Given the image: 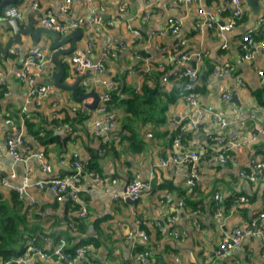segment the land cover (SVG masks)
I'll list each match as a JSON object with an SVG mask.
<instances>
[{
    "label": "crops",
    "instance_id": "0c3cea01",
    "mask_svg": "<svg viewBox=\"0 0 264 264\" xmlns=\"http://www.w3.org/2000/svg\"><path fill=\"white\" fill-rule=\"evenodd\" d=\"M151 1V16L145 23L141 21L144 0H70L69 3L65 0H20L15 5L22 11L21 26L30 21L31 13H34L37 20L36 25H40L41 18L46 15L53 16L65 26L78 19L90 20L93 45L88 46L84 27L79 26L73 29L82 31L73 51L59 57L64 69L62 81L71 84L75 81V76L83 75L78 89L83 87L84 92L94 90L99 94V79L102 75L93 68L83 72L76 71L71 62V55L74 53H83L94 63L104 62L105 76L115 77L124 86L133 87L135 91L140 89L147 68L151 69L152 65L159 63L178 70L194 69L196 79L193 82L187 80L191 85L199 82L198 75L206 69H209V73L204 91L198 94L196 106L188 105L184 97H180L169 105L165 124L156 127L149 122H141V119L137 120L139 142L134 140L128 144L122 136L118 140L110 138L109 148L96 155L98 136L94 133L93 125L96 107L88 110L84 102H90L91 99L76 102L70 91L56 87L49 79L57 71L52 58L54 51L50 48L52 36L42 33L39 43L33 45L31 36L23 34L22 44H12L6 54H2L0 50V89L2 84L5 88L0 97V206L18 212L20 236L35 237V245L47 253L48 257L39 260V264H65L57 261L52 254L60 239L66 240V249H69L67 244L69 247H79V242L84 244V255L79 262L84 264H264L262 240L252 236L246 237L227 256L218 255L219 242L226 233L242 226L256 211L264 210V170L255 182L239 175L241 170L250 168L252 160L264 155V130H257L264 129V107L259 105L252 93L257 87L264 86V53L256 46L252 58H245L241 41L242 36L258 26V18L264 13V0L259 1L260 9L257 14L242 0V17L226 32H220L219 26L232 16L230 0ZM33 3H36V8L32 7ZM198 8H202L204 15L212 18L211 26L196 24L204 16L198 13ZM169 17L180 23V30L175 35L165 31ZM73 30L64 27L59 32L69 33ZM261 31L264 35V25L261 26L259 32ZM11 36L13 30L7 26L4 18H0V44L4 47ZM112 42H116L118 46L122 44L124 49L115 47L114 55L104 59L102 52L108 50ZM64 44L63 46H68L70 42ZM35 47L40 48L48 59L46 67L36 76V80L52 86L38 106L26 100V87L14 75L16 68L21 66L24 55ZM11 48L18 50L16 57L10 56ZM133 50H138L147 58L135 59ZM184 54L191 57L179 62L178 59L181 60ZM206 60L212 70L218 65L226 64L232 73L215 76L206 66ZM258 70L262 71V75L257 74ZM30 72L34 73L33 70ZM84 81L87 86L83 85ZM160 82L164 90H170L171 85L163 80ZM240 82L243 83L242 86ZM189 90H193V86ZM234 90L239 104L222 97L225 92L232 94ZM125 93L121 96H125ZM23 108L30 115L32 130L39 131L40 135L51 132L48 137L57 135L60 140H66L62 143H38L28 126L23 125L20 119ZM77 109L90 112L83 128L78 126L70 134L71 128L66 124L59 125L58 128L48 125L52 117H63V111ZM198 110H205L208 117L195 128L184 130L186 146L189 148L207 146L206 134L210 130L208 123L213 114L221 116L226 123L223 129H219V124H214L213 129L216 131L222 130L227 136L234 134L242 139L256 133V140L253 144L228 152L229 161L225 164L213 159L216 147L209 148L199 162V177L193 189L186 183V164L174 170L172 166L160 165L159 159L173 151L171 132L176 127L179 128L182 117L194 116ZM111 112L116 114L119 109L115 108ZM242 116L245 117L244 121H241ZM46 117L47 122L44 119ZM7 118L12 120L14 126L23 127L26 142L33 151H43L51 168L49 175L43 174L37 160L32 157L27 165L30 170L25 181V164L14 161L8 153L6 133L9 126L4 122ZM117 130L118 127L112 129L110 135ZM68 134L70 138L67 139ZM92 152L95 153L96 165L102 178L95 180L91 175L94 170H81L80 201L77 205L69 197L57 200L49 189L37 186L36 181L69 172L73 155L83 161ZM12 173L14 177L10 176ZM134 176L147 181L149 185L130 202L123 195ZM3 179L6 184L2 183ZM19 188L23 195L19 196ZM217 192L223 198L233 194L250 195L253 198L243 209L222 210L221 204H218L220 202L217 203L214 199ZM166 193L171 196V202L182 201V208L173 209L170 202L166 201ZM80 206H84L87 213L82 220L77 221V230L74 231L73 218H76ZM216 210L221 211L218 217ZM171 216L175 218L173 223L169 221ZM137 229L143 230L146 238L139 235L128 236L129 232ZM26 238L20 244L25 251ZM142 251L148 252L145 262L136 259L137 253Z\"/></svg>",
    "mask_w": 264,
    "mask_h": 264
},
{
    "label": "built area",
    "instance_id": "2783aa9c",
    "mask_svg": "<svg viewBox=\"0 0 264 264\" xmlns=\"http://www.w3.org/2000/svg\"><path fill=\"white\" fill-rule=\"evenodd\" d=\"M66 3H69L70 0H65ZM145 5L143 8V14L141 16L142 22H147L151 16V0H144ZM183 0H176V2H180ZM186 2L192 0H185ZM232 3V16L231 18L221 26H219L220 32L229 31L237 22V19L241 17L243 12L242 0H230ZM33 8H36V3H33ZM198 13L204 15L203 9L198 8ZM22 16V11L18 6L8 5L5 6L1 10L0 18L9 19L15 18L20 20ZM40 24L42 26L54 29L56 31H61L65 29L73 30L74 28H78L79 26L84 27L83 31L86 34L87 44L88 46L93 45V35L90 30L91 22L90 20L78 19L76 21L71 22L69 25H63L56 21V19L51 15H46L41 18ZM198 25L211 26L212 18L207 14L202 17V20H197ZM264 25V13L258 18V26L255 30L247 32L244 36L241 37V41L243 42V48H247L243 53L245 58H252L254 53V47L258 46L262 49L264 53V38L259 42L254 41V36L260 31L261 26ZM180 30L179 21L169 17L166 21L165 31L169 32L172 35H175ZM135 33H138L137 29L133 30ZM182 44L184 41L181 42ZM119 47L124 49L122 44L119 46L116 42H112L110 48L108 50H104L102 52L103 58H109L114 55L113 48ZM9 54L12 57H16L18 55V50L16 48H11L9 50ZM133 57L135 59H140V54L138 50H133ZM191 56L182 55L181 60L178 59L179 62L189 60ZM147 58L146 56L144 57ZM71 62L73 63L74 69L78 72H83L88 68L95 69L102 77L99 79V85L101 86V90L99 93V101L94 110V133L97 136L101 137L102 143L107 142L111 137L118 140L116 134L110 135V131L115 129V114L106 110L105 101L109 100V93L114 90L115 82L112 77L105 76L106 67L104 62L98 61L96 63L92 62L85 54L83 53H74L71 55ZM48 63V59L45 57L44 52L38 48L30 49L23 57L21 66L17 67L14 75L16 78L25 85L27 90V98L33 102L35 105H40L43 99L46 97L47 93L51 90L52 86L46 82H39L36 80V76L43 71ZM159 68H162V64L157 65ZM33 70V74L30 72ZM149 69L147 68V71ZM230 67L221 64L213 68L212 74L218 77L231 74ZM258 75H262V71H257ZM173 75L175 76H183L187 78L188 81L193 82L196 79V72L194 69H183L180 73L175 70L173 71ZM165 81V78H163ZM84 86H87V83L83 82ZM242 86L243 83L240 82ZM222 97L225 100H229L231 94L229 91L225 92ZM198 94L193 90H189L186 92L184 96V101L191 106L197 105ZM22 114H26L25 108L21 110ZM208 114L205 110H198L194 116L191 117H182L181 124L179 126V131L175 133L173 137V151L170 152L166 157H160L159 163L162 166H172L174 170H176L180 165L186 164L188 166V174L186 178V183L188 186H196L197 180L199 177V162L205 156L206 147L199 146L197 148H189L186 146L184 139V130L186 128H195L201 121L203 122L207 119ZM223 118L217 114H213L211 120L208 123L210 130L206 134L207 141L210 142L212 146H215L216 156L214 160L218 163L225 164V153L227 151H232L236 148H240L247 144H253L256 140V133H252L248 138H239L237 135H226L223 131H216L214 128V124H219V129H223L226 126V123L222 120ZM245 117H241V121H244ZM4 122L9 126L6 133V146L8 149L9 155L16 162H23L26 167V173L24 175L25 181L27 180V174L29 173L28 162L30 158L35 157L37 160L39 167L43 174H48L51 171L49 163L46 161L44 153L42 150L33 151L26 142L25 135L23 132V127L19 125L16 127L13 125V122L10 118L4 120ZM259 132H263V128L257 129ZM150 136V134H149ZM74 158L70 162L71 171L69 173H63L60 176H48V178L41 179L36 181L37 186L40 188H47L51 192L54 193L57 200H61L63 198L69 197L74 202L80 201V187L79 181L81 176V170L83 168V163L80 159H76V155H73ZM264 170V155L256 158L251 161V166L248 170H241L239 172L240 177L247 179L250 182H255L261 172ZM91 175L95 178V180H99V177L95 173H91ZM11 177L15 175L10 174ZM3 184H6V181L2 180ZM148 182L142 180L138 176H134L130 182L127 184L126 190L123 196L129 195H137L143 189L148 187ZM22 187V191H23ZM20 189H18L19 196ZM214 199L217 201H222L223 196L221 193H216ZM166 201L170 202V206L173 209L177 207L179 209L182 208V201L171 202V196L169 194L166 195ZM248 202V199L245 195H240L235 199V206L231 207L235 209L237 206L245 205ZM237 209V208H236ZM196 212V211H195ZM87 213V209L84 206H80L77 216L84 217ZM216 216H220L221 211L216 210ZM170 222H175L174 216H171L169 219ZM243 226V227H242ZM242 226L236 227L230 233H226L220 240L218 245V255L219 257L227 256L230 251L241 245L243 240L252 236L254 238H260L262 240V256H264V210L256 211L253 216L245 222ZM74 229V227L72 228ZM135 235H139L143 238H146V234L143 230L137 229L134 232H129L128 236L132 237ZM65 240L60 239L58 244L53 249V256L59 262H63L65 264H84L79 263L81 258L84 255V247L79 246L75 248L73 251L65 250ZM48 255L42 249L37 247L34 243V238H31L26 245V251L20 257H11L6 260L1 261V264H39V260H43L47 258ZM148 257L147 251H142L137 253L136 259L145 262ZM177 264V262H175Z\"/></svg>",
    "mask_w": 264,
    "mask_h": 264
},
{
    "label": "trees",
    "instance_id": "16d2710c",
    "mask_svg": "<svg viewBox=\"0 0 264 264\" xmlns=\"http://www.w3.org/2000/svg\"><path fill=\"white\" fill-rule=\"evenodd\" d=\"M263 38H264V35H263V32L261 31V32H258L254 36V41L258 42L259 39H263ZM246 49L247 48H243V53L246 51ZM139 54L141 57H144L143 53L139 52ZM205 64L211 69V66H209L208 60L205 61ZM157 65L158 64H155L154 66L152 65L151 69L147 71L146 73L147 75L145 74L144 78L141 80L140 89L137 91H135L133 87L129 88L127 86H124L117 78L115 77L113 78L111 76L116 86L114 90H112L109 93V100L105 101L104 104H105L106 110L110 112L111 110H114L115 108L119 109V112L115 114V125H116V128L118 127V130L116 131V133H113V134H116L118 139L120 138V136H122L123 138L127 140L128 144L134 140L139 142L138 136H137V120L138 119H141V122H144V123L149 122L150 124H153L156 127L161 126L166 123L169 105L176 102L180 97L183 98L185 93L189 90V88H191V86H193V90L197 94L202 93L205 89L206 82L208 79L209 69L208 70L206 69L205 72L198 75L199 82L197 84L192 83L193 85H191L187 81L186 77L173 75V71L177 70L180 73L182 69L180 70L174 69L170 65L169 66L163 65L162 68H159ZM163 78H165V81L163 80ZM160 80H163L164 82L171 85L170 90L169 89L164 90ZM1 86L2 88L0 89V97L3 95V92L5 90L4 85L2 84ZM84 90L85 88L83 87L79 88L78 89L79 94L84 93ZM124 92H126L125 96H121V94ZM252 93L254 97L256 98L257 102L259 103V105L264 107V86L257 87L256 89L252 91ZM36 113L37 112H35V114ZM63 115H64L63 117H58V118L52 117L49 120L48 125L51 128L52 127L58 128L59 125L61 126L62 124H66L71 128L70 134H72L74 130L78 128V126L83 128L86 125L85 122L89 119L90 112H86V110L82 111L80 109L73 110L71 112H68L67 110H65L63 111ZM29 116H30L29 114H21L20 119L22 120L23 125L25 124L26 126H28L30 132H32L34 139L37 140L38 143L47 144L51 141L62 143L66 140V139L60 140L59 136L57 135L53 136V138L48 137V135L51 132L50 133L47 132L43 135H40L39 131L32 130L33 123L29 121ZM37 117L39 116L37 115ZM44 119L46 122L48 121L47 117ZM41 127L45 128L44 125H41ZM178 131H179V128L176 127V129H174L171 132V138H170L171 142L173 141V137L175 133ZM65 132H67V130H65ZM70 134H68L67 139L70 138ZM50 138H52V140ZM110 142L111 140L109 139L107 142L102 143L101 137L98 136V145L96 148V155H98V153H102L103 151L107 150L109 148ZM206 145L207 146L205 150V155L207 154L208 149L212 147L209 141L207 142ZM171 146H172V143H171ZM136 149L139 150L138 148ZM228 152L230 151H227L225 153L226 163L227 161H229ZM94 154L95 153L92 152L88 158L82 161L84 162L82 169L85 172L86 171L91 172L92 170H94L93 172L97 174L99 178H102L101 177L102 174L99 172L100 169L96 165L97 164L95 160L96 156ZM216 154L217 153L214 154L213 159L216 156ZM73 158L74 156L71 157V160ZM76 159H78V157H76ZM190 187H192L193 189L195 188V186H190ZM240 195L241 194H237V195L233 194L231 196L223 198L222 201H217V200L216 201L217 203L220 202L218 204H221L220 208H222V210H227L235 206V199L238 198V196ZM246 196H247L248 201L251 200V198H253L250 195H246ZM71 201L73 200L71 199ZM75 205H77V203ZM13 207H15V205ZM244 207H245L244 205H241V206H237L236 208L243 209ZM81 218L83 217H80L79 219L76 213V218H73V222H74L73 230L74 231L77 230V221L79 222V220H82ZM19 225H20L19 213L14 212L13 210H9V208H6V206H0V263L1 261L6 260L8 258L20 257L22 254H24L25 248L22 245L20 246V244H22L23 238H26V237H23L22 235L20 236ZM78 226H80V224H78ZM33 238L35 239V237ZM30 239L31 238H26V241L28 242ZM79 245L82 246L84 244L82 242H79ZM67 247L69 249L65 248V250L71 251L77 248L78 245H73L69 247L67 244Z\"/></svg>",
    "mask_w": 264,
    "mask_h": 264
},
{
    "label": "water",
    "instance_id": "95a60500",
    "mask_svg": "<svg viewBox=\"0 0 264 264\" xmlns=\"http://www.w3.org/2000/svg\"><path fill=\"white\" fill-rule=\"evenodd\" d=\"M19 1L20 0H1L0 14H1V10L5 6L18 4ZM245 1L253 10V12L257 14L260 9V2H259L260 0H245ZM29 20L30 21L27 22L24 26H21V21L18 19L15 18L4 19L7 26L13 30V36H11V38L6 42L4 47L0 44V50L2 54H6L7 50L12 46V44L15 43L22 44L23 34L26 35L29 34L31 36V42L33 45L39 43L40 35L42 33L51 35L52 43L50 45V48L54 51L52 58L55 64L57 65V71L53 72L49 79L53 82V84L56 87L62 90L70 91L73 100L76 102L82 103L84 101H87V99H91L90 102H84V106L90 111L93 110L97 106L99 100V94L94 90H90L82 94H78V87H80L79 83L83 79V75L75 76V81L71 84H66L65 82H63L62 76L64 73V69L59 61V57L61 55H67L73 51L77 37L81 36L82 31L79 29H75L69 33L68 32L61 33L54 29L42 26L41 24L36 25L37 20L34 18V13H31V15H29ZM62 35H64L63 38H61ZM65 42H70V44L68 46H63ZM49 79L48 81H50ZM230 101L239 104L235 90L231 94ZM136 196L137 195L126 196V200L133 202L136 199Z\"/></svg>",
    "mask_w": 264,
    "mask_h": 264
},
{
    "label": "bare ground",
    "instance_id": "6f19581e",
    "mask_svg": "<svg viewBox=\"0 0 264 264\" xmlns=\"http://www.w3.org/2000/svg\"><path fill=\"white\" fill-rule=\"evenodd\" d=\"M226 91V90H225ZM172 147V146H171ZM170 148V147H169ZM263 153V152H262ZM166 154H167V150H166ZM231 159V158H230ZM223 169V168H222ZM167 194V193H166ZM190 194V193H189ZM237 195V194H236ZM229 201V200H228ZM264 204V203H263ZM252 216V215H251ZM248 221V220H247ZM243 225V224H242ZM241 226V225H240ZM31 234V233H30Z\"/></svg>",
    "mask_w": 264,
    "mask_h": 264
},
{
    "label": "rangeland",
    "instance_id": "374dc122",
    "mask_svg": "<svg viewBox=\"0 0 264 264\" xmlns=\"http://www.w3.org/2000/svg\"><path fill=\"white\" fill-rule=\"evenodd\" d=\"M225 65H226V64H225ZM184 139L187 140V139L185 138V136H184Z\"/></svg>",
    "mask_w": 264,
    "mask_h": 264
}]
</instances>
